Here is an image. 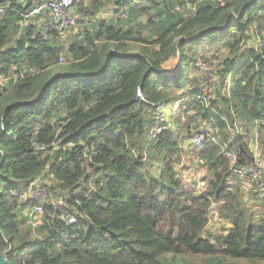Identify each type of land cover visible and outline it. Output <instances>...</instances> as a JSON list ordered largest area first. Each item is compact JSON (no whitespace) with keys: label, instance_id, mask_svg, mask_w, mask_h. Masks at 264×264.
<instances>
[{"label":"trees","instance_id":"16d2710c","mask_svg":"<svg viewBox=\"0 0 264 264\" xmlns=\"http://www.w3.org/2000/svg\"><path fill=\"white\" fill-rule=\"evenodd\" d=\"M107 2L127 15L66 48L43 19L20 31L34 0H0V75L21 71L0 87V252L14 264H264V167L259 191L234 171L255 163L256 142L264 162V0ZM209 125L214 139L188 148L206 170L197 193L180 163ZM46 175L77 223L49 205L37 226L21 214L14 191ZM214 206L227 223L209 236Z\"/></svg>","mask_w":264,"mask_h":264},{"label":"rangeland","instance_id":"374dc122","mask_svg":"<svg viewBox=\"0 0 264 264\" xmlns=\"http://www.w3.org/2000/svg\"><path fill=\"white\" fill-rule=\"evenodd\" d=\"M21 1H29V0H21ZM39 1H43V0H34L35 2H39ZM82 3V4H81ZM81 5L80 8L83 7L80 10V12H86L88 15V21L87 22H83L80 21L77 25L72 26L68 29H66L65 31L61 32L60 34V38H61V42L64 44V46L67 48L71 39L77 35L78 33H80L84 28H89L91 31L95 30L98 25L104 21V22H108L111 21L113 18H120L124 15H127V13H123V9L121 12L117 13V9L115 8V5L113 3H109L107 2V0H81ZM107 11L108 15L104 16L103 13ZM27 23H33V24H39L41 26V18L40 17H33V18H25L22 19L20 22V31H22V28L25 27L27 25ZM65 54V52H64ZM66 56H64V61L61 62L58 65L52 66L49 70L52 72V74L58 73L64 69H66L67 65H65V59ZM200 68L202 69H206L205 73L208 74V76H211L210 72L211 69H216V67H214L212 65V67H208V65L206 64H201ZM17 67L13 66L12 67V72L9 76L7 75H0V86L6 87L7 85H9V80L11 77H13V74L15 73L14 76H18L21 74L20 72H16L14 70H16ZM204 75V72L201 71ZM194 73L193 70L190 71V74ZM48 75H50L49 72H47ZM15 78V77H13ZM212 78V77H211ZM213 79L216 81L217 78L214 76ZM218 83V82H216ZM210 92V91H209ZM213 92V91H212ZM187 99H182V102H185ZM172 101V100H170ZM157 114L156 117H161L162 113L159 110V108L156 110ZM191 113V112H190ZM193 114V113H191ZM190 114V115H191ZM183 121H187V113L183 112ZM253 141V139L251 140ZM183 155H182V160L180 163V168L183 171V174L186 177L187 182H192L196 188L197 193H202L205 192L206 188L202 187L205 186V180H203V177L206 175V170L203 169L201 167V164L196 163L197 162V158L195 156V154H193V151L188 149L185 145H184V149H183ZM182 173V172H181ZM42 179V180H41ZM40 182L38 183V186H41L43 188H45V191H43L40 196H39V200L45 202V213H46V207L47 205L49 206H53L54 208H56L58 211L64 213L65 209H69L70 211L73 209L71 206L67 205L66 201L64 200V202L62 201V199L64 198V191L53 187V179L49 176L46 175L43 178H41ZM259 182V180H252L250 178V180H245L244 183L246 184V186L252 185V187H249L251 189L256 188L257 191L260 190L259 185L257 184ZM53 188H52V187ZM35 186H32L31 188H33ZM29 188V187H28ZM28 192V194H30L29 189L26 190ZM246 197L249 199L248 201V205H251L252 203H254L256 200H258V197H254L251 194V190L248 192V194L246 195ZM23 201L22 204H24V206L22 207V212L21 214L23 216H25L26 214V208L28 206H30L29 201L28 202H24V199H22ZM78 218V217H77ZM225 221H223L219 216L218 213L216 211V206L213 207V209L210 211V222L208 223L207 229L205 230L204 234L208 233V235H212V234H221L224 233V227L226 226ZM192 261L195 262H199L200 260H206V259H202L200 257H196V258H191ZM230 264H262L261 262L258 261H254V262H247L245 260H238V261H230Z\"/></svg>","mask_w":264,"mask_h":264},{"label":"built area","instance_id":"2783aa9c","mask_svg":"<svg viewBox=\"0 0 264 264\" xmlns=\"http://www.w3.org/2000/svg\"><path fill=\"white\" fill-rule=\"evenodd\" d=\"M80 3L81 0H43L42 2H35L32 8L23 14V18H33L42 14L44 15V22L42 26L43 33H48L51 30H54L60 32L61 34V32L77 25L80 21H88L87 13L80 12ZM103 15L107 16L108 12L105 11ZM138 94L141 96L140 91ZM163 106L164 105H161L159 109L163 108ZM162 119V117H157V122L161 123L160 121ZM261 125L264 127V121L261 122ZM164 127L165 126L157 124L151 131V137L155 138ZM215 132L216 128L211 125L201 126L199 129L194 130L192 136L187 139L188 141L185 143V146L187 148L197 149L206 141L213 140V135ZM36 148L44 151L48 149L47 146L40 144H36ZM252 151L255 158V163H250L236 168L234 167V171L242 180H247L248 176L252 180H260L261 178L264 162L257 142L255 145H253ZM223 154L229 158L232 165L235 164L236 156L232 150L224 148ZM32 186L35 187L31 188ZM32 186L28 188L30 194H28L26 190L14 191V193L18 196L20 201H23L22 199H24V202L29 201L31 206L26 208V214L29 218V222L33 226H37L44 219L46 203L40 201L39 196L43 191H45V188L38 186V184H33ZM63 217L68 221L69 224H75L78 222V218L69 209L64 210Z\"/></svg>","mask_w":264,"mask_h":264},{"label":"water","instance_id":"95a60500","mask_svg":"<svg viewBox=\"0 0 264 264\" xmlns=\"http://www.w3.org/2000/svg\"><path fill=\"white\" fill-rule=\"evenodd\" d=\"M8 252L9 251L0 252V264H14L12 261L9 260Z\"/></svg>","mask_w":264,"mask_h":264},{"label":"crops","instance_id":"0c3cea01","mask_svg":"<svg viewBox=\"0 0 264 264\" xmlns=\"http://www.w3.org/2000/svg\"><path fill=\"white\" fill-rule=\"evenodd\" d=\"M36 17H40L41 20H42V19L44 20V15H42V14H40V15H38V16H36Z\"/></svg>","mask_w":264,"mask_h":264}]
</instances>
